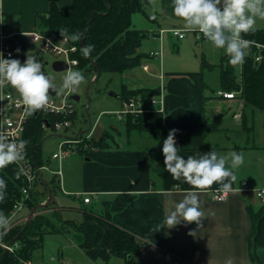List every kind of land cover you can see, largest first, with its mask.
<instances>
[{"label": "crops", "instance_id": "crops-1", "mask_svg": "<svg viewBox=\"0 0 264 264\" xmlns=\"http://www.w3.org/2000/svg\"><path fill=\"white\" fill-rule=\"evenodd\" d=\"M52 3L62 11H70L73 7V0H0L5 33L39 31L37 14H47ZM148 5L151 11L147 14L152 24L148 27L147 42L143 39L138 48L143 55V64L123 73L131 78L132 84L125 86L122 98L133 96L140 89H153L158 94L163 83L162 112L156 111L161 107L159 103L150 101L152 95H136L144 99L146 109L161 114L163 127L152 133L131 132L127 117L120 119L117 116L123 123L124 132L107 130L101 124L102 117L114 114L107 112L117 109L101 111L98 116L104 114L97 124L98 116L94 122L89 119V126L77 134H91L90 138L79 143L77 151L61 163L54 159L58 161V167L61 166V179H55L50 172L53 178L48 182L43 173V180L36 184L44 206L39 212H58L60 219L56 222L64 228L63 232L47 233L42 247L38 248V262L34 263L32 258L31 262L104 264V260L86 253L82 246L83 234L70 225V221L82 222L86 213L92 211L137 236L141 241L143 264H226L229 259L233 264H264V201L257 194V190L264 189V112L245 106L240 91L222 88L218 68L223 63L222 49L213 62L206 59V53L203 57L195 53L193 58H183L182 49L188 45L189 33L183 39L170 32L159 35L162 28L184 27V22L173 14L172 0H147L145 10ZM256 29H264V20L257 19ZM193 36L197 42H208ZM173 38L185 42L182 46L176 45L171 43ZM1 44L0 36V49ZM160 50L162 56L149 54ZM205 63L211 64L213 70L219 69L215 77L205 78ZM144 66H148V70ZM237 67L238 76L242 68ZM137 69L152 74L156 81L149 84L145 76L136 72ZM219 90L234 92L235 97L229 99L218 95ZM223 101L228 102L230 109L223 108ZM72 126L67 135L73 130ZM172 129L179 130L175 139L179 154L185 158L211 150L220 155L232 151L244 153L245 162L236 170L234 191L226 200L213 199L212 192L218 184L199 191L201 211L206 217L199 228L194 223L183 222L172 229L160 228L165 212L174 210L175 204L191 188L187 183L173 180L164 170L162 146L167 138L165 134ZM100 139H104V148L93 147L92 141ZM43 158V164L49 165L50 160L44 155ZM88 195L91 200L85 202ZM31 211L26 205L20 216L28 218ZM252 211L263 212L251 249ZM191 231L196 232L195 236L189 235ZM108 264H126V259L122 255H112Z\"/></svg>", "mask_w": 264, "mask_h": 264}, {"label": "trees", "instance_id": "trees-1", "mask_svg": "<svg viewBox=\"0 0 264 264\" xmlns=\"http://www.w3.org/2000/svg\"><path fill=\"white\" fill-rule=\"evenodd\" d=\"M146 2L147 0H73L70 11H62L56 3H52L47 14H37V27L40 31L56 36H61L59 29L62 28L68 29L69 35L82 32L84 35L80 41H71L78 45V52L74 56L79 59V67H94L96 72L93 77L96 75L97 80L103 72L123 74L143 64V55L138 52V48L147 33L133 26L132 17L136 12H145ZM243 38L253 43L241 66L242 80L240 83L237 82V67L230 65L228 57L224 54L223 63L218 66L222 88L227 91H240L245 106L264 112V47L258 46V44L264 46V29H257L253 33L243 35ZM88 44L94 45L95 48L90 57L85 58L80 49ZM258 56L261 58L257 59ZM206 66L212 65L205 63L204 67ZM155 93L157 92L153 89H140L134 92L133 96L141 94L146 97ZM130 96L132 95L127 97ZM44 120L46 117L35 113L30 118L26 132L25 140L28 141L29 155L36 165L45 162L41 149L44 143L45 129L42 125ZM48 120L51 122V119ZM126 122L131 132L152 133L163 127L161 114L158 112L129 115ZM103 144L104 139L92 141L93 147L102 149ZM18 169L14 164L0 169V178L7 184L6 197L0 202V212L4 214H8L14 204L23 197L21 189L24 177L22 174L17 177ZM41 202V192L33 189L27 205L30 210L37 208V214L27 223L0 237L5 242L19 244L13 253L0 246V264H23L22 259L31 260L33 252L42 247L47 233L63 232L64 226L59 227L56 222L60 219V214L39 212L44 207ZM262 212H251L252 226L249 235L251 249ZM70 225L83 234L82 246L86 253L93 258L104 260V264H108L112 255H122L126 259V264H143L141 241L137 236L103 216L89 211L82 222L70 221Z\"/></svg>", "mask_w": 264, "mask_h": 264}, {"label": "clouds", "instance_id": "clouds-1", "mask_svg": "<svg viewBox=\"0 0 264 264\" xmlns=\"http://www.w3.org/2000/svg\"><path fill=\"white\" fill-rule=\"evenodd\" d=\"M173 14L184 22L188 31L199 32L216 49H222L233 67L242 66L253 41L244 39L243 35L253 33L257 19L264 20V0H172ZM3 18H0V23ZM63 40L80 41L82 32L69 35L68 29H59ZM49 44L52 42L49 41ZM95 46L88 44L80 51L85 58L90 57ZM19 52V49H17ZM75 63V62H73ZM85 75L71 67L66 69L62 84L57 86L55 78L46 74L40 60L26 53V59L4 58L0 52V90L5 87L14 89L20 98L24 114L27 117L46 109L51 101V93L75 92L81 84L86 83ZM178 129L169 131L163 141L164 170L173 180L182 181L191 186L183 199L175 204L174 210L165 212L160 228L172 229L182 222L202 227L205 213L201 211L199 191L209 190L214 184L220 193L234 191L233 184L237 181L236 170L240 168L245 157L243 152L232 151L220 155L211 150L207 153L189 155L187 158L179 154L176 143ZM28 141L13 139L11 134L0 130V169L12 164L18 166L26 158ZM24 172L22 167L17 177ZM7 184L0 178V202L6 197ZM9 229V220L0 212V237ZM195 231L189 235L195 236ZM226 264H233L229 259Z\"/></svg>", "mask_w": 264, "mask_h": 264}, {"label": "built area", "instance_id": "built-area-1", "mask_svg": "<svg viewBox=\"0 0 264 264\" xmlns=\"http://www.w3.org/2000/svg\"><path fill=\"white\" fill-rule=\"evenodd\" d=\"M0 18H3L2 15L0 16ZM165 32H170L171 34L177 36L180 39L185 38L187 36V33L192 32L198 39H205L203 35L198 31H188L185 27H172L168 29L162 28L159 30V35L161 36ZM21 35L22 34L19 33L6 34L4 31L3 22L0 23V36L2 39L0 52H3L4 58L19 59L21 62L26 59L22 56V52L28 51H24L23 49L19 48L17 43L18 38ZM28 35L30 36L31 41L35 43L36 48L41 47L48 53L60 57L59 59L67 62L69 67L71 68L79 65V59L74 56L75 53L78 52V45L72 43L71 40L65 41L63 40L62 36H56L55 34L46 33L40 30L34 31ZM49 41H51L52 43L49 44ZM258 46L264 47L261 44H258ZM17 49H19V52H17ZM28 53L30 54V52ZM149 54L151 56H162V51H151ZM260 58V56L257 57V59ZM144 69L148 70V66H144ZM160 78L163 79L162 74H160ZM69 93L71 92H67L63 96L61 101H58L55 98L56 95L54 96L50 94L51 101L47 108L36 112L46 117V120H44L42 123L44 129L51 128L54 131L63 132L62 139L59 143L58 151L52 154V158L57 159L60 163L64 158H66L70 153L74 151V145L84 142V140H87L91 136V134H76L74 136L67 135V131L73 125L74 116L77 113L74 108V105L72 103L67 102L66 97ZM217 94L229 99L235 97L234 92H225L223 90H219ZM150 101L152 103H159L161 105V107L156 111H163V83L161 84L159 93L152 95L150 97ZM143 103L144 99L142 97H126L124 100H122L121 109L110 111L107 113L117 114V116L122 119L129 115L138 116L139 114L145 112H151L152 110L146 109L143 106ZM103 114L104 112H102L98 116L96 124L99 122ZM53 117L56 118L53 119ZM30 118L31 116H25L23 106L20 103L19 94L14 89H12L11 87H5L3 90H0V130L10 133L13 139L25 140ZM48 119H51V122H49ZM14 165L18 168L22 167L24 169V172L22 173L24 177V184L21 189L23 197L14 204L12 210L8 214H4L9 220V229L7 230L6 234L14 228L21 226L30 220V216L28 218H23L20 216V214L23 208L27 205V200L29 199L32 190L35 189L38 180H43V171L49 170L54 176L58 177L59 179H61L62 177L61 166H59L57 169H51L48 164L36 165L33 158L29 155V150L27 146L25 160L21 162L19 166L17 164ZM243 185L245 187L246 182H244ZM229 194L230 193L225 194L213 190L212 197L215 200L224 201L228 198ZM257 194L264 201V189L257 190ZM90 200L91 197L89 195L84 198L85 202H90ZM0 246L6 251L13 253L19 247V244L18 242L11 243L5 242L0 239ZM21 261L23 264H33L29 259H22Z\"/></svg>", "mask_w": 264, "mask_h": 264}, {"label": "rangeland", "instance_id": "rangeland-1", "mask_svg": "<svg viewBox=\"0 0 264 264\" xmlns=\"http://www.w3.org/2000/svg\"><path fill=\"white\" fill-rule=\"evenodd\" d=\"M145 12H136L133 14V26L137 27L138 29H142L146 31L147 35L149 33V25L151 23V20L147 13L151 11L149 9V5L146 6ZM152 24V23H151ZM194 33L189 32L188 38H187V46L182 49V55L183 58L190 57L193 58L195 53L198 54L199 57H203V53H206L205 57L208 61H216L215 55L220 54V49H216L212 46L210 42H202V41H196L194 40ZM148 37L146 36L144 38V42H147ZM143 42V43H144ZM185 41H179L177 38H173L171 43L179 44L180 46L183 45ZM147 44V43H146ZM26 53L28 52H22V56L26 58ZM174 58H179L178 56L171 55ZM52 60L59 59L60 57L53 55ZM47 71L50 75H52L55 78V82L59 88V86L62 84V77L65 74V71H54L51 66H46ZM219 68V67H218ZM217 68V69H218ZM73 70H79L81 71L85 77H86V83L81 84L80 87L75 91L71 92L67 95V102L72 103L74 105L75 110L77 111V118L75 119V123L72 127L73 130L69 132L68 136H74L77 134V132H80L81 130L86 129L89 126V119L94 122L98 114L103 110L108 109H121L122 107V100L125 98L123 97L124 88L126 85H131L132 81L129 76H126L121 73L117 72H103L99 78L96 80V77L93 78V75L95 74V69L92 66H88L87 68H81L79 66L72 67ZM217 69L213 70L210 68V66L204 67V74L205 78L208 79L211 76L215 77L217 73ZM238 67L236 68V71ZM219 70V69H218ZM136 72L140 74L142 77L147 79L149 84L151 82H155L156 78L152 74H145L142 69H137ZM242 80L241 74H238L237 82L240 83ZM217 85V84H215ZM111 92H115L117 96L111 95ZM208 92L210 93V88H208ZM67 92L60 93L58 92L55 98L58 101H61L63 96L61 94H66ZM72 95H78L79 99H73ZM223 108L227 109L229 108L228 102L223 101L221 103ZM230 109V108H229ZM101 124L107 128V130L111 129H119L122 132L123 130V123L117 119V114H105L102 117ZM60 135H63V132L54 131L51 128H47L44 130V143L42 146L43 155L46 159L49 161V166L52 169L58 168V161L52 159V154L56 151H58V144L61 141L62 137ZM97 137V135H95ZM85 141V140H84ZM83 143V142H81ZM78 145V144H77ZM77 145H74V151H77ZM73 151V152H74ZM45 175V180L50 182L53 178V175L50 173L49 170L43 171ZM55 178V177H54ZM55 179H58L56 177ZM59 181V180H58ZM36 191H38V187H35ZM34 189V190H35ZM36 214V213H35ZM48 234L45 235V238H47ZM44 238V239H45ZM40 251L39 249H36L32 254V259L35 262H38Z\"/></svg>", "mask_w": 264, "mask_h": 264}, {"label": "water", "instance_id": "water-1", "mask_svg": "<svg viewBox=\"0 0 264 264\" xmlns=\"http://www.w3.org/2000/svg\"><path fill=\"white\" fill-rule=\"evenodd\" d=\"M53 37H55V36H53ZM17 43H18L19 48L23 49L24 51L30 52V55H34L40 60V63L43 65V70L46 72V74H49L46 66H51V68L54 71H58V72L65 71L67 68H69L68 63L65 62L64 60L56 59V60L51 61L53 58L52 57L53 55L48 53L47 51H45L41 47L36 48L35 43H33L31 41L30 36L28 34H22L21 36H19ZM33 50H35V51H33ZM57 93L58 92L51 93V94L55 96V95H57ZM110 94L117 96V97L119 96L115 92H111ZM61 95L64 96L65 94H61ZM71 97L73 99H76V100L79 99L78 95H72ZM36 209L37 208H34L31 211L29 219H31L33 216H35Z\"/></svg>", "mask_w": 264, "mask_h": 264}]
</instances>
